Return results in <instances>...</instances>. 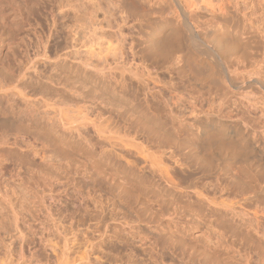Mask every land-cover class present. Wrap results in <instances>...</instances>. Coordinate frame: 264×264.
<instances>
[{
	"label": "rangeland",
	"instance_id": "rangeland-1",
	"mask_svg": "<svg viewBox=\"0 0 264 264\" xmlns=\"http://www.w3.org/2000/svg\"><path fill=\"white\" fill-rule=\"evenodd\" d=\"M248 2L227 19L244 33L246 53L230 56L228 64L236 84L223 69L225 78L203 90L184 88L175 77L178 94L186 96L176 116L163 101L134 95L136 86L111 83L103 67L94 71L100 64L91 55L94 4L101 6L98 37L115 41L104 11L122 10L129 23H147L168 10L162 1L0 0L15 12L3 27L0 9V264L18 245L17 222L44 235L55 224L108 227V264H264V220L257 231L252 216L264 210V171L243 163L206 166L193 150L198 127L183 121L221 115L264 147L263 99L254 82L264 81V0ZM3 30L8 34L1 37ZM173 60L157 62L165 80L164 67ZM33 61L37 67L22 85L32 101L26 110L1 89H11ZM163 94L171 97L169 90ZM110 132L143 147H111ZM144 148L172 156L177 188L143 164L138 151ZM193 189L209 200L180 192Z\"/></svg>",
	"mask_w": 264,
	"mask_h": 264
},
{
	"label": "bare ground",
	"instance_id": "bare-ground-1",
	"mask_svg": "<svg viewBox=\"0 0 264 264\" xmlns=\"http://www.w3.org/2000/svg\"><path fill=\"white\" fill-rule=\"evenodd\" d=\"M112 1L107 0L109 3ZM144 1H148L149 4L154 2V0ZM160 1L168 10L149 19L147 23L142 19H135L137 24L129 23L122 10H117L116 13L108 8L104 11V21H108L107 25L113 31L110 33L116 36L115 41L102 40L98 37L100 30L98 26L101 24L98 20V11L101 6L98 3L94 4L96 6L92 17L94 45L91 55L97 58L100 64L93 65L94 71L103 67L104 76L111 83L123 89L128 88L129 84L134 85L137 88L134 95L141 93L145 102L163 101L171 113L176 115L174 111L178 112L186 96L178 94L173 84L175 77L183 82L184 88L203 90L209 83L225 78L221 73L223 69L230 83L236 84L227 73L228 64L230 56L246 53L243 44L244 33L241 29L229 26L227 19L232 14L238 13L250 0ZM8 7L0 4L3 27L4 20L15 13L13 10L14 13H11ZM208 14L211 19L204 20L202 16ZM6 34L8 30H3L1 37ZM134 36L139 38L136 39ZM10 53L14 54L12 48ZM159 59L165 61L174 59L172 65L164 67L167 80L163 78V73L157 67ZM37 64L36 61L31 62L11 89H1L4 96L11 97V102H22L26 110L32 101L22 85L25 84L24 80L30 74V70L36 69ZM254 82L260 86L258 90L262 94L264 108V81L257 78ZM165 90L171 93L169 99L164 97ZM195 111L196 106L193 113ZM11 119L4 120L10 123ZM183 121L198 127L192 132L193 150L197 158L206 166L232 168L236 163H243L247 164L248 168L264 171V147L258 146L260 139L252 138L250 131H246L239 122L209 113L205 117L193 115ZM106 138L111 147H143L134 140L124 141L123 137L116 136V133L112 132L108 133ZM138 152L143 164L149 166L153 174H158L170 186L177 188L175 175L179 166L172 160V156L150 152L145 148ZM180 192L189 197L194 196L198 200H209L200 189ZM252 216L258 231L260 221L264 220V210H256ZM54 227L51 233L44 235L43 229H38L39 227H25L17 222L14 243L17 242L18 245L11 244L12 247L7 252L9 254L1 260V264H108L103 251V243L109 236L108 227L102 228L98 224L83 229L57 224ZM80 236L84 238L80 240ZM142 247L145 245L143 244ZM147 249L149 252V248ZM153 249L151 251H154ZM41 251L46 253L47 257L44 259L37 255Z\"/></svg>",
	"mask_w": 264,
	"mask_h": 264
}]
</instances>
